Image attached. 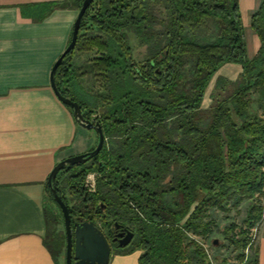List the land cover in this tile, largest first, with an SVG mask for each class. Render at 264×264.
Returning a JSON list of instances; mask_svg holds the SVG:
<instances>
[{
    "label": "trees",
    "instance_id": "16d2710c",
    "mask_svg": "<svg viewBox=\"0 0 264 264\" xmlns=\"http://www.w3.org/2000/svg\"><path fill=\"white\" fill-rule=\"evenodd\" d=\"M83 1L21 9L41 22L56 9L80 10ZM81 20L77 44L59 64L56 81L89 110L87 117L101 122L106 140L98 156L57 174L72 221L83 217L110 228L113 216L129 223L133 230L119 222L134 238L113 254L142 249L140 264H232L211 256L201 240L217 230L242 250L240 264H259L258 246L252 255L245 250L249 230L263 215L264 1L252 16L261 40L253 58L247 56L239 0H94ZM132 35L148 49L142 61ZM81 53L89 56L84 66L75 62ZM226 63H239L243 71L236 80L219 79L204 107L209 83ZM89 77L83 99L74 85ZM91 172L97 175L94 191L84 185ZM46 191L44 244L58 261L67 249L66 231L57 229L64 215L48 181ZM246 201L243 224L221 229L213 211H240Z\"/></svg>",
    "mask_w": 264,
    "mask_h": 264
},
{
    "label": "crops",
    "instance_id": "0c3cea01",
    "mask_svg": "<svg viewBox=\"0 0 264 264\" xmlns=\"http://www.w3.org/2000/svg\"><path fill=\"white\" fill-rule=\"evenodd\" d=\"M50 1L64 0H0V264H62L44 244L46 183L58 162L97 143L95 130L77 122L51 84L79 10L56 9L35 22L21 9ZM263 1L239 0L249 58L261 46L251 22ZM242 71L241 64L226 63L211 83L218 76L235 80ZM204 101V107L212 103ZM258 235L264 264V230ZM140 253L113 254L109 264H140Z\"/></svg>",
    "mask_w": 264,
    "mask_h": 264
},
{
    "label": "water",
    "instance_id": "95a60500",
    "mask_svg": "<svg viewBox=\"0 0 264 264\" xmlns=\"http://www.w3.org/2000/svg\"><path fill=\"white\" fill-rule=\"evenodd\" d=\"M93 1L94 0L83 1L74 23L73 33H71L72 39L66 50L54 64L51 73V84L59 99H61L64 104L71 106L74 116L81 126L90 130H95L99 136L98 143L93 150L68 157L58 162L48 177V184L50 185L54 199L61 207L63 212L62 215H64L67 237L66 264H109L112 257V246L105 232L97 226L94 221L84 220L83 217H79L78 221L73 222L69 206L62 195L58 193L55 184L57 174H59L60 170L70 168L74 164L86 163V161L88 162L98 156L106 140L101 122L96 117H87L89 116L88 109H84L79 101L64 95L62 91L59 90L60 88L58 87L55 76L59 64L63 61L65 56L74 49L73 47L76 46L81 28V19ZM115 226L118 229L122 225L117 222ZM119 235H125V238L120 241L121 246H127L134 238L135 233L128 229L126 232H122ZM214 243L217 244L218 239H215ZM74 260L76 261L74 262Z\"/></svg>",
    "mask_w": 264,
    "mask_h": 264
},
{
    "label": "rangeland",
    "instance_id": "374dc122",
    "mask_svg": "<svg viewBox=\"0 0 264 264\" xmlns=\"http://www.w3.org/2000/svg\"><path fill=\"white\" fill-rule=\"evenodd\" d=\"M158 8H162V7L159 5ZM131 42H132V44H133V46L135 48V52H134L135 57L139 61H142L143 58H145L147 53H148L147 47L139 45V40L134 35L131 36ZM88 59H89L88 54L81 53V54H78L77 59H76L75 62L77 63L78 66H84V65H86L88 63ZM219 79L230 80L228 78L220 77V76H218L216 79H214V81L211 83L210 88L206 92L205 101L204 102L207 103L210 100L211 101L213 100L212 97H213L215 91L218 89ZM92 82L93 81L90 79V77L86 78V79H81L79 82H76L74 87L76 88L77 94L81 98H83V99L88 98V96H86V89L85 88L89 87L90 84H92ZM92 101H94V100L92 99ZM95 134H97V132ZM96 139H97V143H98V138H96ZM97 143H96V145H97ZM96 178H97V175H96L95 172H91V173L88 174L84 185H85V187H88L89 191H94V189L93 190L91 189L93 187H91L90 185H92L91 184L92 181H93L94 184H96ZM67 195L72 200V198L70 197L68 192H67ZM259 199L263 203V215H262L261 220L257 223V225L254 228H251L249 230L248 236H249L250 241H249L248 247L245 250V253L247 254V256L253 254V250L252 249L257 247V239H258V236H259L258 234H260V232H262L264 230V197H259ZM250 202L251 201L244 202L241 205V207H240V211L232 210L231 212L227 213V212L214 210L213 211V215H215V219H216L219 227L221 229H224L227 225H229L231 223H237L238 225H242L243 224L242 221H244V219H245V217L247 215V209H248L247 207H248ZM71 205H74L73 201H71ZM55 209L60 212V210L57 209L56 206H55ZM108 221L112 222V226L110 228L104 226V224L101 221H98V226L101 229H103V231L107 235H111L114 232L115 228H114L113 223L117 222V221L120 222V223H123L124 225H126V226H128V227H130L132 229V227L130 226L129 223H127L125 221L123 222V221L116 220V217L112 216V217L109 218ZM65 228L66 227H65V223H64V218L61 217V220H60V223L57 226V229L59 231L62 230V232H65L66 231ZM233 234H236V231H234ZM214 239H218L217 246L218 247L220 246L219 248L217 246L215 247V246L212 245V240H214ZM201 240L205 243V246L208 248V251L211 254V256H213V257L216 256V255L226 256L229 259L230 263H232V264H240V260L238 258V254L241 253L242 250L234 249L232 244H230V242L224 237V235L222 233L218 232V230L215 233H213L210 238L206 239V241H204L203 239H201ZM65 249H64V251H63V253L61 255L62 264H66V257H65L66 256V250ZM137 251H140L141 253H143L142 249L137 250Z\"/></svg>",
    "mask_w": 264,
    "mask_h": 264
},
{
    "label": "flooded vegetation",
    "instance_id": "af4514ba",
    "mask_svg": "<svg viewBox=\"0 0 264 264\" xmlns=\"http://www.w3.org/2000/svg\"><path fill=\"white\" fill-rule=\"evenodd\" d=\"M76 221H78V220H76ZM128 229L129 228H127V227L121 226L118 229L115 228L114 232L111 235H107V237H108V239H109V241L111 243V246H112V255H113V249L115 247L124 248V247H127L131 243L130 242L127 246H121V241L120 240H123L125 238V235L124 236H120L119 234L122 233V232H126ZM75 261L76 260H74V262Z\"/></svg>",
    "mask_w": 264,
    "mask_h": 264
},
{
    "label": "built area",
    "instance_id": "2783aa9c",
    "mask_svg": "<svg viewBox=\"0 0 264 264\" xmlns=\"http://www.w3.org/2000/svg\"><path fill=\"white\" fill-rule=\"evenodd\" d=\"M91 184H92V185H90V186L93 187V188H91V189H92V190H93V189L95 190V188H96V184H94L93 181H92Z\"/></svg>",
    "mask_w": 264,
    "mask_h": 264
}]
</instances>
